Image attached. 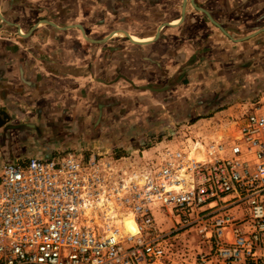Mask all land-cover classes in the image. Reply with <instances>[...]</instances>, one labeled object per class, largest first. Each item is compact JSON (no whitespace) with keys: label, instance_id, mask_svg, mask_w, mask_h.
Returning a JSON list of instances; mask_svg holds the SVG:
<instances>
[{"label":"crops","instance_id":"1","mask_svg":"<svg viewBox=\"0 0 264 264\" xmlns=\"http://www.w3.org/2000/svg\"><path fill=\"white\" fill-rule=\"evenodd\" d=\"M164 22L173 26L152 40ZM77 24L94 40L124 30L148 42L89 41ZM248 77L264 78V0H0V126L41 133L21 141L17 159L68 150L70 138L86 133L66 126L78 127L91 110L99 116L100 106L112 115L117 105H199V114L253 105L239 98Z\"/></svg>","mask_w":264,"mask_h":264},{"label":"built area","instance_id":"2","mask_svg":"<svg viewBox=\"0 0 264 264\" xmlns=\"http://www.w3.org/2000/svg\"><path fill=\"white\" fill-rule=\"evenodd\" d=\"M256 104L136 154L68 149L3 163L0 264H166L172 232L200 237L213 264H264V105ZM196 145L203 158L190 156ZM155 210L179 217L171 232L157 231ZM128 212L135 234L115 222Z\"/></svg>","mask_w":264,"mask_h":264},{"label":"rangeland","instance_id":"3","mask_svg":"<svg viewBox=\"0 0 264 264\" xmlns=\"http://www.w3.org/2000/svg\"><path fill=\"white\" fill-rule=\"evenodd\" d=\"M247 64L246 66L250 67L251 62H247ZM259 78L248 77L243 79L244 93L239 97L241 98L240 101L243 104L251 101L253 105H220L212 111H207V114L198 113L201 111L197 110L199 105H126V107L117 105L121 108L112 113V115L109 113L111 110L105 113L104 111L106 110H103L101 108L102 106H100L99 111L102 112L99 116H97V110H91L88 115V120L83 122V117L79 118L78 127L72 124L66 126L68 130L72 128L70 132L77 133L81 130V132L84 131L86 133L84 137H81L83 139L81 141H73L70 138L67 142L68 149L84 154L92 151H100L102 153L112 152L114 157H118L127 155L130 152L136 154L138 150L145 149L159 140H166L177 131L186 129V127L201 117H207V121L197 122L200 126L216 127L221 122H230L233 117L239 118L242 113L252 110L255 106L254 104L257 102L259 104L256 105H264V78ZM219 110L224 111L217 113ZM210 117L213 118L209 119ZM31 129L29 132L27 128L22 129L21 126H0V166L5 162L19 164L24 162L25 158L17 159L18 157L13 154H16L17 150H22L27 147L26 144L23 146L21 141L25 142L26 140L35 139L40 136L39 128L32 127ZM194 131L195 129L192 128L191 133L188 134V137L184 141L185 152L192 144V134ZM9 138L15 141V143H10L7 149V155V153H3V146H5L3 143H6ZM109 138H111L110 141L108 140ZM123 138H126L128 144L122 145ZM112 144L116 145L113 149L110 148ZM13 147L16 150H14V153H11ZM108 149L109 151H107ZM18 156L21 155L18 154ZM34 156L42 158V155H37L36 153ZM128 214L123 215L127 216ZM178 218L177 215L173 214L172 219H170L168 213L155 210L157 231L161 233L171 232L178 224ZM176 234L172 232L168 237L172 247L166 264H213L208 259L210 255L208 254L207 244L200 237L191 233L185 236Z\"/></svg>","mask_w":264,"mask_h":264},{"label":"water","instance_id":"4","mask_svg":"<svg viewBox=\"0 0 264 264\" xmlns=\"http://www.w3.org/2000/svg\"><path fill=\"white\" fill-rule=\"evenodd\" d=\"M196 7H197L199 10L203 11L204 13L208 14L207 11H206L205 9H203V8H201V7H198V6H196ZM184 16H185V6L183 5L182 8H181V15H180V18H179V22H181V21L183 20ZM44 21L47 22V23H50V24H52V25H54V26H57V25H56L54 22H52V21H49V20H44ZM212 21H213L218 27L222 28V27H221L216 21H214L213 19H212ZM165 26H173V24L170 23V22H164L163 24H161V25L157 28V32H156V34L153 36L152 40L157 39V37L159 36V33H160L161 29H163V27H165ZM77 27H79V28L81 29L82 33L84 34V37H85L86 39H88L89 41H96V42L102 43V42H105V41L111 39V37L114 36V35H122V36L127 37V38H128L130 41H132L133 43L143 44V43H147V42H148V41H135V40H133V39L131 38L132 36H131L129 33H127L126 31H124V30H115V31H112V32H110L109 34L105 35V36H104L102 39H100V40H94V39H92V38H89L87 35H85L84 29L82 28L81 25L77 24ZM224 32H225L226 34H228L226 31H224ZM18 33H20V35H25L24 33H22V32L19 31V30H18ZM138 40H141V39H138ZM238 40H239V39H238ZM0 113H1V115H4V114H5V113H4V110H1ZM4 117H5V115H4ZM3 120H4V119H2V117H0V125L3 123Z\"/></svg>","mask_w":264,"mask_h":264},{"label":"bare ground","instance_id":"5","mask_svg":"<svg viewBox=\"0 0 264 264\" xmlns=\"http://www.w3.org/2000/svg\"><path fill=\"white\" fill-rule=\"evenodd\" d=\"M139 41H148V40H139ZM203 153V150L201 148L200 145H196L190 152V156L196 157L198 159L199 158V154ZM203 158V157H202ZM130 213V212H128ZM128 213H117L115 214V222L117 223V225L120 227V229L124 232V233H130V234H135L137 233V224L132 216V214H128ZM122 214V215H119ZM123 214H128L123 215Z\"/></svg>","mask_w":264,"mask_h":264}]
</instances>
